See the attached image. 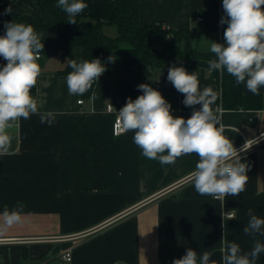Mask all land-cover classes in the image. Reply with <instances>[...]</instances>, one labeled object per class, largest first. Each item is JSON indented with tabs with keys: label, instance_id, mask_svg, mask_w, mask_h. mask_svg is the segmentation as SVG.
<instances>
[{
	"label": "crops",
	"instance_id": "1",
	"mask_svg": "<svg viewBox=\"0 0 264 264\" xmlns=\"http://www.w3.org/2000/svg\"><path fill=\"white\" fill-rule=\"evenodd\" d=\"M211 4L212 0H140L139 20L143 25L165 21L177 29L199 25L203 33L197 48L210 52L212 41L224 42L220 11L198 20ZM8 8L44 21L37 0H13ZM4 24L0 23V35ZM109 26L104 32L114 35L112 29L105 31ZM39 35L44 51L32 95L40 111L57 115L52 125L40 123L34 114L8 130L7 151L0 153V264H172L188 248L197 251L198 258L209 251L221 264L223 222L227 240L243 251L251 250L254 240L264 243V236L243 232L249 209L264 219V108L213 107L225 125L224 136L237 149L248 139L259 143L240 153L242 162L250 165L244 192L223 201L201 196L190 178L197 155L182 156L172 165L147 159L134 144L132 131L114 135V113L107 110L108 104L121 109L129 97L135 100L142 94L138 85L149 83L171 104L175 116L190 117L193 109L182 103L183 94L167 80L169 67H148L139 73L135 65L125 64L129 58L115 60L108 63L112 73L96 81L90 97L70 95L66 76L72 69L60 72L67 61L61 53L48 55L56 33ZM81 57L82 48L76 47L74 59L81 62ZM5 62L0 57V66ZM198 79L201 89L211 86L220 94L209 68L201 67ZM242 88L251 93L244 84ZM17 201L25 205L22 220L6 227L4 207L11 209ZM229 213L235 219L229 220ZM66 250L72 252L70 261L63 258ZM256 264H264V253Z\"/></svg>",
	"mask_w": 264,
	"mask_h": 264
},
{
	"label": "clouds",
	"instance_id": "2",
	"mask_svg": "<svg viewBox=\"0 0 264 264\" xmlns=\"http://www.w3.org/2000/svg\"><path fill=\"white\" fill-rule=\"evenodd\" d=\"M55 7L67 14L68 23L76 24L75 17L88 5L84 0H58ZM222 8L224 16L220 24L227 25L224 42L210 44L214 58L208 61L209 71H226L237 85L244 84L253 95H260L264 87V0H222ZM5 11L10 14L11 8ZM4 28L5 33L0 35V57L6 61L0 66V153L7 151L8 130L18 121L38 114L40 123L52 125L57 115L53 111H40L32 95L41 74L38 60L44 51L39 33L32 25L22 22L7 21ZM108 61L113 63L115 59L110 56ZM68 64L72 69L66 76L70 95L85 94L106 71L105 63L99 58L81 62L73 59ZM167 80L183 94L182 103L193 109L190 117L174 116L171 104L161 92L149 83H142L137 86L142 94L135 100L129 97L118 111L122 130L134 133L133 142L143 157L157 160L161 165L175 164L185 155H197L199 159L190 178L201 196L223 201L228 196L240 195L246 190L250 170V165L242 162L240 153L248 152L259 139H248L237 149L233 140L224 136L225 125L212 107L219 93L211 86L201 89L196 71L190 73L185 67L172 64ZM197 105L200 107L196 108ZM261 137L264 138V133ZM24 207L20 201L11 209L5 205L4 225L11 227L20 223ZM221 215L224 221L225 216ZM247 215L244 234L253 238L264 236V219L253 214L252 209ZM227 218L235 219V214L229 213ZM221 227V264H256L264 253V243L254 240L251 250L243 251L238 243L227 240L224 222ZM212 255L204 251L198 258L197 251L188 248L172 264H217Z\"/></svg>",
	"mask_w": 264,
	"mask_h": 264
},
{
	"label": "trees",
	"instance_id": "3",
	"mask_svg": "<svg viewBox=\"0 0 264 264\" xmlns=\"http://www.w3.org/2000/svg\"><path fill=\"white\" fill-rule=\"evenodd\" d=\"M13 0H0V18L7 21L30 24L41 33L54 31L57 35L56 44L48 51V55L61 53L66 66L60 72L71 70L68 61L74 59L76 47L82 48L81 61L99 58L106 65L104 74H111L108 58L115 60L129 58L125 64L135 65L138 72L142 73L148 67L183 66L188 72H197L201 67H207L208 61L214 58L211 52H203L197 48V40L203 33L201 26L189 29H177L165 21H153L143 25L139 20L140 0H84L88 7L75 17L76 24L67 22V14L55 7L58 0H37L42 11L44 21L37 16L28 19L22 13H6V9ZM29 1V0H25ZM213 11H224L220 8L218 0L201 11L203 19ZM105 25H114L118 34L110 36L103 30ZM227 27L221 25V37ZM40 65V64H39ZM41 67V65H40ZM216 78L220 94L216 103L225 109H263L264 95L245 93L242 84L237 85L234 77L226 71H211ZM83 94L84 97L92 95L94 86ZM35 91V87L32 92ZM199 108L200 106H195ZM175 116V113L172 111Z\"/></svg>",
	"mask_w": 264,
	"mask_h": 264
},
{
	"label": "built area",
	"instance_id": "4",
	"mask_svg": "<svg viewBox=\"0 0 264 264\" xmlns=\"http://www.w3.org/2000/svg\"><path fill=\"white\" fill-rule=\"evenodd\" d=\"M198 20L201 21L203 20V16L200 15L198 17ZM6 20L5 19H2L0 18V23H5ZM6 63V62H5ZM4 63V64H5ZM78 103H82V99H79L78 100ZM107 110L110 111V112H113L114 113V120H113V133L114 135H120V134H123L125 133L123 130H122V126L120 124V121H119V114H118V111L120 109H115L114 106L112 104H108L107 105ZM63 258L64 260L66 261H70L72 259V252L71 250H66L65 253L63 254Z\"/></svg>",
	"mask_w": 264,
	"mask_h": 264
},
{
	"label": "rangeland",
	"instance_id": "5",
	"mask_svg": "<svg viewBox=\"0 0 264 264\" xmlns=\"http://www.w3.org/2000/svg\"><path fill=\"white\" fill-rule=\"evenodd\" d=\"M110 29L113 30V34H114V35H111V36H116L118 34L117 28L114 25H110L109 28L106 27L105 31L106 32H110ZM108 34H110V33H108Z\"/></svg>",
	"mask_w": 264,
	"mask_h": 264
}]
</instances>
